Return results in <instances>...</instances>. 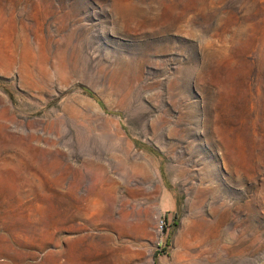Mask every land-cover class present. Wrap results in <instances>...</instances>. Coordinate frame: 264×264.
Wrapping results in <instances>:
<instances>
[{"label": "rangeland", "instance_id": "1", "mask_svg": "<svg viewBox=\"0 0 264 264\" xmlns=\"http://www.w3.org/2000/svg\"><path fill=\"white\" fill-rule=\"evenodd\" d=\"M0 264H264V0H0Z\"/></svg>", "mask_w": 264, "mask_h": 264}, {"label": "built area", "instance_id": "2", "mask_svg": "<svg viewBox=\"0 0 264 264\" xmlns=\"http://www.w3.org/2000/svg\"><path fill=\"white\" fill-rule=\"evenodd\" d=\"M161 223H162V221H161Z\"/></svg>", "mask_w": 264, "mask_h": 264}]
</instances>
